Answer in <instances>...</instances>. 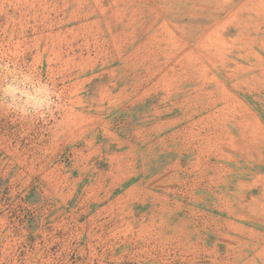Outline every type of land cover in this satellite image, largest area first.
<instances>
[{
    "label": "rangeland",
    "instance_id": "rangeland-1",
    "mask_svg": "<svg viewBox=\"0 0 264 264\" xmlns=\"http://www.w3.org/2000/svg\"><path fill=\"white\" fill-rule=\"evenodd\" d=\"M45 86L43 114L10 107ZM260 189L264 0H0V264H264L139 224L156 206L224 232Z\"/></svg>",
    "mask_w": 264,
    "mask_h": 264
},
{
    "label": "crops",
    "instance_id": "crops-1",
    "mask_svg": "<svg viewBox=\"0 0 264 264\" xmlns=\"http://www.w3.org/2000/svg\"><path fill=\"white\" fill-rule=\"evenodd\" d=\"M166 124L165 127H167ZM204 128H217L218 124H202ZM165 129V128H164ZM209 145L204 146L202 150L203 153L215 154L217 148L215 147V143H212V140L208 143ZM226 149V148H225ZM171 150L164 151V157L168 156ZM54 157V154L52 155ZM158 157L157 154L149 155L145 157L144 162L148 163L147 165L140 164L139 170L134 175L136 176H156V167L153 162L156 163ZM219 165L216 163V167ZM164 170V169H163ZM162 170V171H163ZM165 171V170H164ZM166 172V171H165ZM255 173L254 176H261L263 174H257V171L252 172ZM151 186V185H149ZM259 187L253 186V190H258ZM257 198L256 201L247 206L245 216L243 218L231 217L228 219H223L224 221V232L221 231V219L218 217H207L197 219L195 221H189V219H177L178 221L173 224V220L170 218H152L154 214V210H157L156 206H148L147 212L144 214H148V216H144L140 219L139 224L142 225H156L158 227L163 222L165 228L164 232L168 233L171 231L174 235H182L181 240L186 238V242H190L188 246H184L186 252L184 256H189L191 258L194 257H204L206 255L210 257L221 256V248L220 244H228L230 241H234V243L228 244V247H225V251L230 252L232 255L237 256L241 254L242 256H257L258 253L264 256V247H260L258 251L256 248L259 244H254V242H264V199L262 198L261 189L255 194ZM149 217V218H148ZM147 220L146 222V219ZM203 220V222L201 221ZM206 220L208 222H206ZM243 220V222H241ZM205 221V223H204ZM238 221V222H237ZM162 222V223H161ZM158 229H156L157 231ZM242 241L245 245L244 253L241 252L240 249H237L235 246L237 241ZM225 241V242H222ZM255 250V254L252 252Z\"/></svg>",
    "mask_w": 264,
    "mask_h": 264
},
{
    "label": "clouds",
    "instance_id": "clouds-1",
    "mask_svg": "<svg viewBox=\"0 0 264 264\" xmlns=\"http://www.w3.org/2000/svg\"><path fill=\"white\" fill-rule=\"evenodd\" d=\"M17 92V89L15 87H9L6 90V94L9 97H15V94ZM42 92L44 94V98L36 101V102H32L29 104H26L24 106H18L14 99H13V103L10 105V107L20 111L23 115H30V114H43L44 111H47L48 108L51 106L52 103H54L53 101V93L51 92V89L47 88V86H45L42 89Z\"/></svg>",
    "mask_w": 264,
    "mask_h": 264
}]
</instances>
